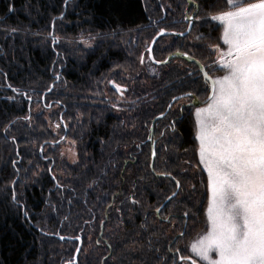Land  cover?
<instances>
[{
  "label": "trees",
  "instance_id": "obj_1",
  "mask_svg": "<svg viewBox=\"0 0 264 264\" xmlns=\"http://www.w3.org/2000/svg\"><path fill=\"white\" fill-rule=\"evenodd\" d=\"M189 1L0 0V264H66L79 243L74 264L192 256L207 181L194 111L174 98L203 101L209 87L194 64H156L187 53L219 71L210 14L226 0ZM185 17L189 34L161 36L149 57L160 29L180 35ZM71 141L75 164L61 155Z\"/></svg>",
  "mask_w": 264,
  "mask_h": 264
},
{
  "label": "snow or ice",
  "instance_id": "obj_2",
  "mask_svg": "<svg viewBox=\"0 0 264 264\" xmlns=\"http://www.w3.org/2000/svg\"><path fill=\"white\" fill-rule=\"evenodd\" d=\"M210 19L223 26L219 40L226 48L208 45L218 54L214 63L224 74L213 77L204 72L211 94L195 111L196 152L208 176L207 228L189 245L192 256L181 255L180 260L182 264H197L194 257L204 264H264V0H226V7L210 14ZM164 33L160 29L158 35ZM56 39L52 37L54 43ZM146 51L151 56L152 50ZM144 59L140 57L141 63ZM69 151L74 157V147ZM12 199L15 202V192Z\"/></svg>",
  "mask_w": 264,
  "mask_h": 264
},
{
  "label": "water",
  "instance_id": "obj_3",
  "mask_svg": "<svg viewBox=\"0 0 264 264\" xmlns=\"http://www.w3.org/2000/svg\"><path fill=\"white\" fill-rule=\"evenodd\" d=\"M186 1L188 2V7L191 6V3H189L188 0H186ZM192 21H193V18L189 20V22H190L189 26H188L187 30L183 33V35L167 33V32H165L163 35H158L157 34L154 37V39L152 40L149 48L152 50V48H153L154 44L156 43L157 39L160 38L161 36L183 37V36L188 35L190 30H191V27H192ZM153 41H155V42L153 43ZM148 54H149V52H148ZM149 57H151V56L149 55ZM174 59H183L186 62H190L192 64H195L198 67V69H199V71H200V73L202 75L203 80L205 81V78H204V72L205 71H204V69H203V72L200 70L202 68L201 65H199V63H197L195 60L189 59L186 56L180 55L179 53H175L173 55H170V56L166 57V59L164 60V63H157L156 65H165V64H167L168 62H170L171 60H174ZM208 84H209V87H210V92H209V95H210L211 94V85H210V83H208ZM202 105H204V101L203 102H199L196 99H193V102L190 104V106H192V107H199V106H202ZM153 156L154 155H153V152H152V158H153ZM78 249H81V244L80 243H79ZM78 254H79V252L77 253V251H76L75 256H74V258H75L74 262L76 261ZM179 262H181V260H179ZM187 263L191 264L190 261H188Z\"/></svg>",
  "mask_w": 264,
  "mask_h": 264
},
{
  "label": "rangeland",
  "instance_id": "obj_4",
  "mask_svg": "<svg viewBox=\"0 0 264 264\" xmlns=\"http://www.w3.org/2000/svg\"><path fill=\"white\" fill-rule=\"evenodd\" d=\"M215 23H217V24H219L220 26H221V33H222V31H223V26L220 24V22L219 21H215ZM224 48L223 49H225L226 48V46L224 45L223 46ZM215 53V52H214ZM215 55H216V57L217 58H219L218 57V54L217 53H215ZM217 69L219 70V71H216V72H214V73H212V75H213V77H216V76H221V75H223L224 73H223V71L220 69V65L219 64H217ZM206 99V98H205ZM193 111H194V115H195V111H196V109H193ZM70 147H74L73 145H71L70 143H68V142H66L63 146H62V148H61V153H63V156L66 158V160L70 163V164H75L76 162H77V160H78V156H77V153H76V150L74 149V151H75V156L73 157V155H72V153L69 151V148ZM198 158H199V156H198ZM73 161H75V162H73ZM201 167H202V169H203V166L201 165ZM205 172V171H204ZM205 174H206V181L208 180V176H207V173L205 172ZM207 184V183H206ZM207 208H208V194H207V204H206V213H205V216H206V218H207ZM205 232V231H204ZM215 254V253H214ZM214 258H215V255H214ZM198 262H200L199 260H197ZM200 263H203V262H200ZM199 264V263H198Z\"/></svg>",
  "mask_w": 264,
  "mask_h": 264
},
{
  "label": "flooded vegetation",
  "instance_id": "obj_5",
  "mask_svg": "<svg viewBox=\"0 0 264 264\" xmlns=\"http://www.w3.org/2000/svg\"><path fill=\"white\" fill-rule=\"evenodd\" d=\"M183 98H186V99H189V102H187V104H185V107L186 108H191V109H195L194 107H191L189 104L193 101V99L194 98H196V97H194L193 95L192 96H185V97H183ZM179 100H181V99H178L177 100V102L179 101ZM199 100V99H198ZM199 101H201V100H199ZM184 263H186V262H184Z\"/></svg>",
  "mask_w": 264,
  "mask_h": 264
}]
</instances>
